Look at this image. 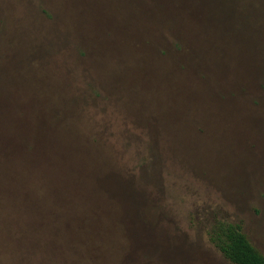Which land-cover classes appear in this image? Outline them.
<instances>
[{"label": "rangeland", "instance_id": "obj_1", "mask_svg": "<svg viewBox=\"0 0 264 264\" xmlns=\"http://www.w3.org/2000/svg\"><path fill=\"white\" fill-rule=\"evenodd\" d=\"M219 219L264 253V0H0V264H233Z\"/></svg>", "mask_w": 264, "mask_h": 264}, {"label": "trees", "instance_id": "obj_2", "mask_svg": "<svg viewBox=\"0 0 264 264\" xmlns=\"http://www.w3.org/2000/svg\"><path fill=\"white\" fill-rule=\"evenodd\" d=\"M208 234L211 243L233 264H264V253L252 243L241 223L219 219Z\"/></svg>", "mask_w": 264, "mask_h": 264}]
</instances>
